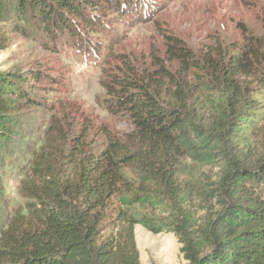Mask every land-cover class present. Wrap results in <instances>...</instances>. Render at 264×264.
Returning a JSON list of instances; mask_svg holds the SVG:
<instances>
[{"label":"trees","instance_id":"trees-1","mask_svg":"<svg viewBox=\"0 0 264 264\" xmlns=\"http://www.w3.org/2000/svg\"><path fill=\"white\" fill-rule=\"evenodd\" d=\"M143 1L0 0V10L32 18L56 38L94 32L109 13L144 8ZM163 35L162 58L154 54L146 68L130 66L109 80L110 110L129 117L130 131L106 133L95 151L87 122L74 137L53 116L50 149L35 161L36 203L0 226V264H141L137 224L173 232L188 264H264V37L249 34L233 54L214 50L201 65L178 38ZM8 41L0 31V50ZM195 68L209 78L208 104L187 78ZM59 72L37 64L0 72V145L31 108L63 111ZM189 152L218 164L215 207L208 206L213 191L180 178Z\"/></svg>","mask_w":264,"mask_h":264},{"label":"rangeland","instance_id":"rangeland-1","mask_svg":"<svg viewBox=\"0 0 264 264\" xmlns=\"http://www.w3.org/2000/svg\"><path fill=\"white\" fill-rule=\"evenodd\" d=\"M152 1L144 0V8L134 6L130 11L109 13L94 32L79 28L76 36L65 31L56 32V38L45 34L32 18L18 20L10 9L0 10V31L9 37L7 46L0 50V72L36 64L59 70L57 86L63 91L58 96L64 98L61 113L52 115L53 106L34 107L23 113L14 138L0 145V226L16 215L27 214L36 203L31 195L36 178L35 161L39 154L50 149L44 145L53 116L74 137L80 135L87 122L90 126L85 129L87 142L95 151L107 143L106 133L117 136L131 130L132 122L126 114L110 110L109 80L130 66L146 68L154 54L162 58L164 33L178 38L192 51V63L201 65L204 57L214 50L233 54L249 34L264 37V0ZM147 3H151L148 9ZM170 67L180 69L176 62L170 63ZM206 74L203 68H195L187 78L195 87L201 85V101L208 104L214 93L205 84L209 79ZM33 92L41 94L44 90L35 88ZM52 97L49 96L50 101ZM219 171L217 163L189 152L180 178L215 195L212 188L216 187ZM217 199L213 196L208 206L215 207ZM194 203L201 217L205 211L198 205L203 204V199L197 197ZM141 212L146 213V209ZM197 219L199 222L200 218ZM135 237L141 264H188L183 245L173 232L154 234L137 224Z\"/></svg>","mask_w":264,"mask_h":264}]
</instances>
